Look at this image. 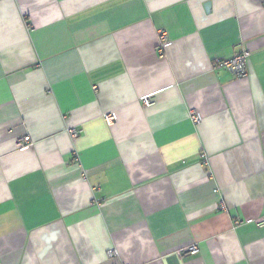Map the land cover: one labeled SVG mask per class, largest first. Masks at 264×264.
I'll return each mask as SVG.
<instances>
[{"label": "crops", "instance_id": "obj_1", "mask_svg": "<svg viewBox=\"0 0 264 264\" xmlns=\"http://www.w3.org/2000/svg\"><path fill=\"white\" fill-rule=\"evenodd\" d=\"M263 216L264 0H0V264H264Z\"/></svg>", "mask_w": 264, "mask_h": 264}, {"label": "built area", "instance_id": "obj_2", "mask_svg": "<svg viewBox=\"0 0 264 264\" xmlns=\"http://www.w3.org/2000/svg\"><path fill=\"white\" fill-rule=\"evenodd\" d=\"M158 34H159V44L162 45V43H164L166 40L167 33L164 29H160ZM249 56H250V51L242 50V51L236 52L230 58L216 60L215 66L225 67L226 69L231 71L235 76L244 77L248 73L247 60ZM151 101H152V98L149 96L142 98V103L144 105H149ZM104 117L108 124H110L113 121L112 113H106ZM189 117L195 122H198L200 120L199 115H197L194 109H191L189 111ZM67 131L71 137H75L81 132V129L72 126L68 128ZM16 144L18 146H24V145H29V144L31 145L32 141H31L30 135H24L23 137L17 138ZM221 206L223 207V204ZM239 222H240L239 220H236L235 224H238ZM256 225L264 226V216L262 219L256 222ZM198 251H199V248H198L197 243H190L188 245L182 246L179 249H177V254L183 257L186 255H195L198 253ZM116 253H117V250L115 248L109 249L107 251L108 256L115 255ZM119 264H129V263L121 262Z\"/></svg>", "mask_w": 264, "mask_h": 264}]
</instances>
